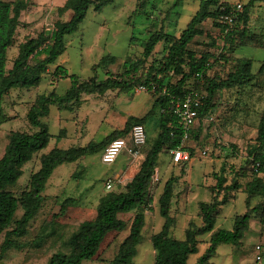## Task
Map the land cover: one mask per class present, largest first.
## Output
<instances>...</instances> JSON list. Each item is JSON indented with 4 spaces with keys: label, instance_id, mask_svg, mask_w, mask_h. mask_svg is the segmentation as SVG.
Returning <instances> with one entry per match:
<instances>
[{
    "label": "rangeland",
    "instance_id": "rangeland-1",
    "mask_svg": "<svg viewBox=\"0 0 264 264\" xmlns=\"http://www.w3.org/2000/svg\"><path fill=\"white\" fill-rule=\"evenodd\" d=\"M27 1L28 7L23 12L16 43L8 50V68L12 67L18 55L17 46L20 42L41 32L51 33L59 18L57 8L66 0ZM201 1L114 0L99 12L91 6L79 30L66 37L65 53L50 65V72L43 77L40 85L30 90H13L4 97L3 107L10 120L0 127V158L4 154L11 132L34 131L26 116L37 97L52 91L64 95L72 86L71 78L55 77L54 72L58 67L66 69L70 75H75L82 81L94 76L102 81L108 76L107 72L113 77L119 76L128 70L124 67L125 61L136 63L143 59V45L152 33L163 28L165 32L179 37L198 11ZM227 1L230 3L243 1L247 4L250 0ZM250 11L252 19L250 29L252 32H260L264 27V4L254 6ZM69 15L64 18L67 19ZM203 29L205 34L197 37L190 49L198 55L211 53L213 66L208 73L210 77L219 76L224 79L235 65V57L252 60V73H258L264 64V49L251 44L242 45L236 48L235 52L224 53L226 59H219L225 45L221 28L215 26L213 20H207L203 24ZM164 48L165 44L160 43L153 56L135 76L145 75L153 62L161 61L165 55ZM108 55L114 57L115 62L108 67H97L102 58ZM178 79L173 77L172 82L175 83ZM263 81L264 73L258 76L254 87L219 92V105L215 112L202 122H198L193 129V137L186 143V147L194 151L192 162L185 165L175 164L172 161L171 151L166 150L160 154L150 190L152 202L147 210L144 209L145 225L142 242L138 246L132 264L155 262L156 252L151 240L164 225L159 199L166 182L171 177H180L175 186V196L171 206V215L176 220L171 236L184 239L190 223H195L197 226L202 224L198 204L202 201L210 202L211 188L216 185V175H220L222 167H225L228 184L231 183L236 172L242 173L243 167L246 169L248 148L256 142L257 127L264 110ZM137 88H134V94L123 93L115 101L117 90L109 91L104 95H86L81 108L75 107L73 112H60L57 106H52L49 119L45 120L52 135L50 143L25 166L24 175L13 192L18 195L28 188L30 176L40 169V160L44 153L56 148L84 147L94 141L101 142L118 127L123 126L127 111H135L133 115L136 116L148 113L153 107V98H156L149 90L138 92ZM159 125L160 110H157L147 121V144L141 149L140 154L130 157L128 152L123 150L114 163L104 164L101 160L102 151L84 157L78 162L59 166L43 193L45 201L42 209L31 223L27 235L18 241L20 247L10 250L0 264H50L53 255L70 254V239L83 225L94 221L100 198L109 192L105 187L106 181L111 179L114 185L113 191H120L133 179L142 162L141 153L145 156L148 148L158 137ZM62 129H65L64 137L58 139ZM229 145H235L237 151L235 156L226 158L223 148ZM185 169L189 171L186 170L187 174L185 171V175L182 176V170ZM119 174H121L119 178L114 179ZM247 179H241L242 189L233 193L234 196L222 206L216 224L217 229L232 230L238 215L245 214L247 210L262 202L260 199H254L249 207L247 206L245 192ZM66 200L69 203L64 206ZM136 214L137 211L134 210L120 215V218L126 222L127 228L123 232L110 233L96 257L83 264H110L117 255L120 245L130 234ZM22 215L23 210L19 209L16 219L19 220ZM260 221V213L254 214L251 228L241 245L220 246L212 263L264 264V221ZM210 236L211 234H206L198 238L199 252L190 256L189 264L196 263L205 253ZM2 241L3 239L0 243ZM258 246L263 249L261 261L257 260Z\"/></svg>",
    "mask_w": 264,
    "mask_h": 264
},
{
    "label": "trees",
    "instance_id": "trees-1",
    "mask_svg": "<svg viewBox=\"0 0 264 264\" xmlns=\"http://www.w3.org/2000/svg\"><path fill=\"white\" fill-rule=\"evenodd\" d=\"M113 1L66 0L57 8L59 18L51 33L41 32L20 42L17 46L18 55L12 67L8 68V50L16 43L17 31L22 24L21 16L28 7V1L0 0V127L10 120L3 107L4 97L13 90H30L38 87L43 77L50 72V65L65 53L66 37L79 30L89 8L93 6L94 10L99 12ZM258 2L264 0H250L246 5L244 4L232 31L226 33L227 27L219 23L218 18L223 13L222 7H228L230 2L202 0L198 11L179 37L165 32L163 28L152 33L143 45V59L136 63L125 61L124 67L128 70L119 76L113 77L107 72L108 76L102 81L96 76L82 81L77 76L70 75L62 67L56 69L55 77L71 78L72 86L64 95H59L56 91L39 95L26 116L34 131L11 132L4 154L0 158V241L3 239L0 243V261L10 250L20 247L18 241L27 235L31 223L42 209L45 201L43 193L59 166L96 155L116 139H127L129 147L133 149L130 140L133 126L137 124L145 126L148 119L160 110L158 137L148 148L137 174L120 191L111 190L100 198L94 221L83 225L70 239V254H56L50 260V264H83L93 260L110 233L123 232L127 228L126 222L120 218V215L136 210L137 214L131 225L130 234L124 239L117 255L110 262V264L133 263L138 246L142 242L145 225L144 209L147 210L152 202L150 190L160 154L178 148L189 151L191 157L194 154L193 149L187 148L186 144L182 145L184 132L175 113L173 98L184 99L193 92L203 95L202 104L198 109L199 122H202L213 115L219 105V92L254 87L258 76L264 73V64L258 73L254 74L252 60L235 57L236 63L224 79L219 76L210 77L208 73L213 66L211 53L198 55L190 49V46L197 37L205 34L203 24L207 20H213L215 26L221 28L225 42L219 59H226L224 53L235 52L236 48L242 45L251 44L264 49V32L255 33L248 27L251 19L250 9ZM67 14L70 15L65 19ZM160 43L165 44L163 59L153 62L145 75L136 77L135 74L146 65ZM217 60L216 58L215 61ZM113 62L115 58L108 55L102 58L97 67H108ZM173 77L179 78L178 81L172 82ZM260 85H262L261 81ZM140 86H145L156 98L153 109L146 116L143 118L129 116L122 130L111 133L101 142L94 141L84 147L56 148L44 153L41 156L40 169L30 176L28 188L18 194L19 196L13 192L24 175L25 166L50 143L52 135L45 120L49 119L52 106H57L59 111L73 112L75 107L82 105L86 95H104L116 90L118 94L132 93L135 87ZM64 134L65 129H62L57 138L64 137ZM193 135L192 130L188 141ZM223 149L226 158L235 156L237 151L235 145ZM245 165L246 169L243 167L242 173L236 172L230 184L225 175V167H222L220 175H216V185L211 188L210 202L202 201L198 204L202 224L197 226L195 223H190L184 239L171 236L176 224L175 218L171 215V206L175 196V186L180 177H171L166 182L159 199L164 225L151 240L156 252L154 264H189L190 256L199 252L198 238L206 234H211L209 246L194 264H214L212 259L216 257L220 246L241 245L251 228L254 214L260 213V222L264 221V110L257 127L256 142L248 148ZM185 171L186 169L182 170V176L185 175ZM243 178H248L245 185L247 206L249 207L254 199H260L262 202L247 210L245 214L238 215L232 230L217 229L216 224L222 206L234 196L233 193L242 189L243 185L240 181ZM68 203L69 201L66 200L64 206ZM19 209L23 210V215L17 220L16 214ZM259 247L262 253L263 249Z\"/></svg>",
    "mask_w": 264,
    "mask_h": 264
},
{
    "label": "built area",
    "instance_id": "built-area-1",
    "mask_svg": "<svg viewBox=\"0 0 264 264\" xmlns=\"http://www.w3.org/2000/svg\"><path fill=\"white\" fill-rule=\"evenodd\" d=\"M243 8L244 3L241 1L230 3L228 7H222L221 10L223 13L219 16L218 22L227 27L225 31L226 33L232 31V28L235 25L239 15L242 13ZM137 91L145 92L148 91V89L145 86H140L137 88ZM202 99L203 95H200L196 92L190 93L184 99L173 98V101L175 102V113L179 118L184 132L182 145H185L189 140L192 130L199 122L198 109L202 104ZM130 140L132 142L133 149L129 148L127 139H116L112 141L102 152V162L104 164L114 163L123 150H128L133 156L137 155L139 151L147 144L146 127L141 124L134 125L130 133ZM171 155L173 162L176 164L190 163L192 160L189 151L182 150L180 148L172 150ZM113 186L114 185L112 181H107L105 184V187L108 191L113 190ZM258 253L259 256L257 257V260L261 261V248L259 246Z\"/></svg>",
    "mask_w": 264,
    "mask_h": 264
},
{
    "label": "crops",
    "instance_id": "crops-1",
    "mask_svg": "<svg viewBox=\"0 0 264 264\" xmlns=\"http://www.w3.org/2000/svg\"><path fill=\"white\" fill-rule=\"evenodd\" d=\"M225 1H227V0H225ZM66 2V1H65ZM229 2V1H228ZM242 3H243V1H241ZM246 4V3H245ZM263 4H264V2H258V3H256L255 4V6H263ZM22 16H23V13H22ZM22 16H21V18H22ZM251 20L252 19H250V21H249V25H248V27L250 28V23H251ZM22 21V20H21ZM260 32H264V27L261 29V31ZM260 32H255V33H260ZM264 82V81H263ZM133 94H134V92H132ZM131 93V94H132ZM121 94H118V91L115 93V96H114V101H115V99L116 98H118L119 96H120ZM84 100H86L85 98H83ZM154 102H155V99L153 98V106H154ZM80 108H81V106H80ZM152 109H153V107H152ZM151 109V110H152ZM150 110V111H151ZM63 111H66V110H62V111H60V112H63ZM79 111V110H78ZM149 111V112H150ZM70 112V111H69ZM148 112V113H149ZM133 113H136L135 111H133V110H130V111H127L126 112V115H127V118L126 119H124V122H123V126H120V127H118V129H116V130H114V132L115 131H120V130H122L123 128H124V126H125V124H126V122H127V119H128V117L129 116H133V117H137V118H143L144 116H146L148 113H146L145 115H138V116H136L135 114L133 115ZM147 126V123L145 124V127ZM67 137H69V135L67 136ZM130 148V147H129ZM127 152H128V154H129V156L130 157H132L133 155H131V153L128 151V150H126ZM140 152H141V150L139 151V153L138 154H140ZM141 156H143V158L145 157L144 155H143V153H141ZM143 158H142V160H143ZM192 160H193V158H192ZM192 160H191V162H192ZM132 164V162L130 163V165ZM129 165V166H130ZM128 166V167H129ZM127 169V168H126ZM125 169V170H126ZM187 171H189V169H186ZM192 170V168H190V171ZM139 171V170H138ZM187 171H186V174H187ZM121 174H119L116 178H114V179H118L119 178V176H120ZM107 181H112L111 179L110 180H107ZM106 181V182H107ZM113 183V182H112Z\"/></svg>",
    "mask_w": 264,
    "mask_h": 264
}]
</instances>
